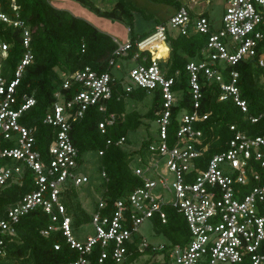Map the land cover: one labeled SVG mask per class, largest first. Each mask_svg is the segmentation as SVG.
Segmentation results:
<instances>
[{
    "label": "built area",
    "instance_id": "obj_1",
    "mask_svg": "<svg viewBox=\"0 0 264 264\" xmlns=\"http://www.w3.org/2000/svg\"><path fill=\"white\" fill-rule=\"evenodd\" d=\"M12 7L16 9L14 4ZM0 20L22 29L24 48L14 77L9 81L1 74L0 63V143L2 140L13 142V146L0 147V187L19 183L25 170L32 173L34 185L21 198L0 207V255H5L7 243L18 236L17 224L21 217L41 208L53 221L61 217V222L42 228L40 233L48 236L50 231L60 229L70 247L80 253L77 260L66 264H89L86 255L95 245L100 246V263L110 256L113 264H241L246 260L248 264H264V254L260 252L264 241V182H260L261 176L255 169L256 162L264 167V136L237 130L225 150L205 156L207 145L202 146V132L194 127L195 122L209 115H200L197 111L201 97L200 76L219 84L220 100L232 96L240 110L248 112L246 101L239 96V73L232 66L256 58L258 66L264 68V48L260 51L264 39V0H226L220 25L213 24L204 12L194 17L183 4L169 16L168 24L177 34H208L201 56L186 64L194 109L180 111L171 144L168 134L171 109L181 92L172 90L174 77L167 76L160 66V61L166 60L170 51L167 37L172 34L168 25L160 23L152 33L133 42L127 39L120 43L113 38L117 43L116 54L126 55L135 46L131 57L135 64L120 81L122 88L126 92L134 88L150 93L157 90L162 103L143 138L150 140L144 154L137 152L129 162L132 173L141 179V185L115 199L111 206L95 191L91 220L85 223L92 226L93 233L84 239L75 237L72 217L67 215L60 201L63 190L69 186L79 189L89 181L78 163L70 128L90 106L106 112V102L112 96V78L109 72L90 66L63 75L62 89L54 93L55 101L43 118L44 123L57 129L47 155L43 156L34 148V128L19 121L35 105L36 99L26 93L19 99L16 96L24 68L33 61L30 30L22 20L1 11ZM159 44L168 49L166 56L155 54ZM9 47V43L0 39V59L6 57ZM109 63L113 64V60ZM227 67H231L229 82L223 75ZM73 85L78 86L77 91L65 98L63 90ZM260 116L248 119L256 122ZM115 117V113H108L98 123L102 133ZM153 124L155 134L150 129ZM230 129L234 130V126ZM114 141L127 152L140 146L127 148V136ZM106 143L111 144L112 140ZM168 172L173 173L171 182L166 177ZM100 176L107 180L104 171ZM166 208L176 210L185 219L188 235L184 241L173 243L163 234L166 241L154 243L139 233L138 228L145 220L153 228H156L155 222L166 223ZM58 247L54 245L55 249Z\"/></svg>",
    "mask_w": 264,
    "mask_h": 264
},
{
    "label": "trees",
    "instance_id": "obj_2",
    "mask_svg": "<svg viewBox=\"0 0 264 264\" xmlns=\"http://www.w3.org/2000/svg\"><path fill=\"white\" fill-rule=\"evenodd\" d=\"M98 15L109 19L123 20L129 26V40L133 42L137 38H143L150 34L155 26L147 30L136 32L133 30V5L129 0H117L110 10H101L91 0H79ZM172 5L175 10L179 8V0H156ZM12 4L16 5L13 9ZM0 11L9 17L22 20L30 30V47L33 61L28 64L19 79L16 87V96L23 93L33 95L36 103L19 119L20 123L34 128V148L43 156L47 155L48 145L55 137L57 129L43 122V118L50 111L55 101L54 93L62 89L63 75L90 66L97 71H107L112 78V96L106 102L108 113H115L116 117L111 125H108L102 133L98 123L104 119L105 113L98 111L96 106H90L83 117L71 124L70 137L78 151V163L84 164V155L88 151L96 153L97 170L99 175L105 173L100 184L94 186V190L102 195L111 204L115 199L124 197L133 188L141 185V179L132 173L129 162L137 152L144 154L149 139H143L137 150L131 152L115 144L120 136H127L130 130L140 128L142 123L147 127L156 119V111L161 106V97L155 90L151 92V104L146 112L126 110L129 100L142 101L150 92L146 89L134 88L126 92L120 81L124 76L118 77L114 73V67L118 59L131 60L135 46L128 50L126 55L116 54L117 43L114 37L99 30L87 20L72 15L64 9L54 7L48 0H0ZM206 15V14H205ZM163 23V22H161ZM160 24V23H157ZM156 25V24H155ZM22 29L8 25L0 20V39L9 43L6 57L2 60V76L8 81L14 77V71L23 56ZM208 34H168L167 43L169 55L166 60L160 61L161 68L167 76L174 77L172 90L180 91V98L172 107V115L168 129L172 138L179 125V113L182 110L193 111V98L189 85V75L186 70L188 60L201 56V50L206 43ZM264 48V39L261 41ZM165 51L164 44H159ZM149 54L143 52V54ZM113 60V64L109 61ZM117 68H120L117 67ZM233 69L238 71L237 87L239 96L246 101L248 112L243 113L232 96L220 100L221 88L217 82L199 78L201 97L197 109L200 115L209 113L207 118L194 123L196 129H200L201 144L207 145L205 156L223 151L227 148L228 140L235 132L243 131L249 135L264 136V68L258 66L256 58L248 61H240ZM223 70L224 79L229 82V70ZM78 86L64 89L65 98H70L77 91ZM256 122H251L248 117H259ZM149 125V126H148ZM234 126V130L230 126ZM108 139L112 140L107 144ZM129 142V139L127 143ZM13 146L12 141L2 140L0 147ZM102 154L98 155L97 152ZM255 169L264 182V167L259 162L255 163ZM19 183H10L0 187V207L21 198L27 191L34 188L33 175L25 170L19 178ZM78 188L69 186L60 193V201L66 207L67 215L72 217V228L75 230L83 223H89L90 213L83 208L78 199ZM154 219V218H153ZM155 220V219H154ZM156 221V220H155ZM61 217L53 221L41 208L29 211L21 217L17 224L18 236L16 238L31 242L33 264H66L77 260L79 251L70 247L60 229L50 231L48 236L40 233L42 228L50 225H59ZM156 230L163 233L171 242L179 243L187 238L188 230L183 216L172 208L167 209V221L162 224L155 222ZM13 241V240H12ZM8 242L5 247V255H24L26 246H13ZM58 244V249L54 245ZM9 247V248H8ZM260 252L264 254V241ZM100 246L95 245L92 252L86 257L89 264H113L108 256L103 263L98 262ZM246 260L241 264H248ZM2 264H13L2 262Z\"/></svg>",
    "mask_w": 264,
    "mask_h": 264
},
{
    "label": "rangeland",
    "instance_id": "obj_3",
    "mask_svg": "<svg viewBox=\"0 0 264 264\" xmlns=\"http://www.w3.org/2000/svg\"><path fill=\"white\" fill-rule=\"evenodd\" d=\"M54 7L59 9H64L70 12L72 15L81 17L91 23L93 26L99 30L109 34L110 36L116 38L120 43H124L129 39V26L123 20L118 19H109L104 16L98 15L94 10L90 9L87 5L82 3L79 0H48ZM98 8L101 10H110L114 3L117 0H91ZM133 5V30L136 32H141L147 30L151 26L158 25L157 23L164 22L168 25L169 32L172 35H177L175 29H171L169 22V16L175 11V8L172 5L158 2L156 0H129ZM180 4H183L190 8L191 13L195 17L198 13L204 12L206 16L213 22L215 25H220L222 18L223 10L225 8L226 0H179ZM156 24V25H155ZM154 29L150 32L152 33ZM168 50V49H167ZM166 50V51H167ZM4 59V58H3ZM0 59L1 65H3L2 60ZM118 64L120 68L114 67V73L120 76H126L127 70L129 67L135 64L132 60H123L118 59ZM152 94H147L142 101L129 100L126 103V110H137L140 113L147 111L151 104ZM149 126V125H148ZM152 133L155 134V125L153 124ZM149 128L142 123L139 129L130 130L128 132L129 142L127 143V148L135 149L140 145V142L143 138L146 137ZM173 142L172 138H169V144ZM84 164L81 167V171L85 173L89 181L84 184L78 190V199L89 213L94 205L95 190L94 186L99 184L102 180L99 172L97 170V161L96 153L94 151H88L84 155ZM165 161V160H164ZM160 166H163V162ZM166 177L171 182L173 180V173L168 172ZM168 208H166L167 210ZM139 233L146 237L151 242H162L166 241L163 233L157 231L156 228H153L148 220H145L142 225L139 226ZM75 237L78 239H84L87 234L93 233L92 226L81 224L75 230L73 229ZM138 233L134 235L137 236ZM139 236V234H138ZM33 241V240H32ZM31 241V242H32ZM31 242H26L24 239L14 238L11 241L10 249H13V246H26L27 251L24 255H0V264L2 262H8L13 264H33V256L31 253ZM13 245V246H12ZM9 248V247H8ZM14 250V249H13ZM149 261V260H148Z\"/></svg>",
    "mask_w": 264,
    "mask_h": 264
},
{
    "label": "bare ground",
    "instance_id": "obj_4",
    "mask_svg": "<svg viewBox=\"0 0 264 264\" xmlns=\"http://www.w3.org/2000/svg\"><path fill=\"white\" fill-rule=\"evenodd\" d=\"M155 54L157 56H159V57H162V56H166L167 55V51L162 49V47L158 46V50H157V52H155Z\"/></svg>",
    "mask_w": 264,
    "mask_h": 264
}]
</instances>
